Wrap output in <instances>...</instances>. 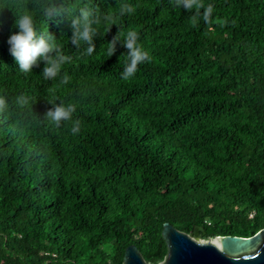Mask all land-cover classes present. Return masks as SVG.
Returning <instances> with one entry per match:
<instances>
[{
    "label": "trees",
    "instance_id": "1",
    "mask_svg": "<svg viewBox=\"0 0 264 264\" xmlns=\"http://www.w3.org/2000/svg\"><path fill=\"white\" fill-rule=\"evenodd\" d=\"M29 2L0 0V264H125L130 245L161 264L165 223L205 240L264 229V0H197L207 21L174 0H95L113 20L91 56L69 43L66 13L49 22L72 57L54 79L9 53L4 7ZM119 29L150 57L129 79L128 50L107 55ZM56 101L76 107L59 127L45 119Z\"/></svg>",
    "mask_w": 264,
    "mask_h": 264
},
{
    "label": "clouds",
    "instance_id": "2",
    "mask_svg": "<svg viewBox=\"0 0 264 264\" xmlns=\"http://www.w3.org/2000/svg\"><path fill=\"white\" fill-rule=\"evenodd\" d=\"M65 4L67 6H65ZM176 7H180L185 11H191L194 8H203V19L207 21L213 12V6L206 7L197 3V0H174ZM12 9L15 13L13 29L10 30L8 38L9 53L15 59L19 66V71L23 73H32L35 66L44 63L42 75L45 79L56 78L62 70V67L71 62L72 57L64 54L59 45L61 39H57L48 31V24L56 17L66 13L70 20L71 36L69 43L75 49L80 50L81 58L91 56L96 46L95 39L103 33L98 25L104 24L107 28V33L111 28L107 25L113 20V16L107 11L100 13L95 6V0H30L24 11L15 10V5L12 7H4ZM3 8V9H4ZM136 9L132 4L123 3L119 8L120 16H131ZM38 12L39 15L34 13ZM41 21L47 25L45 29ZM3 20H0V27H3ZM113 26V25H112ZM108 43L107 55L111 57L117 51V46L125 47L127 52V63L123 69V78L129 79L135 75L140 64L148 60L149 53L140 43V36L135 30L121 32L120 29L117 35ZM63 82H68V77H63ZM30 98L20 96L17 98V104L24 107L29 103ZM52 107L47 111L45 119L59 127L62 123L72 120L76 107L73 104H65L62 101L59 103L49 102ZM8 102L4 97H0V111H6ZM73 134L80 132V121H73L71 128Z\"/></svg>",
    "mask_w": 264,
    "mask_h": 264
},
{
    "label": "water",
    "instance_id": "3",
    "mask_svg": "<svg viewBox=\"0 0 264 264\" xmlns=\"http://www.w3.org/2000/svg\"><path fill=\"white\" fill-rule=\"evenodd\" d=\"M202 227H195L188 235L169 223L162 235L169 248L167 259L161 264H264V229L251 237L223 236L219 241L203 244L197 241ZM125 264H147L135 245L125 250Z\"/></svg>",
    "mask_w": 264,
    "mask_h": 264
},
{
    "label": "rangeland",
    "instance_id": "4",
    "mask_svg": "<svg viewBox=\"0 0 264 264\" xmlns=\"http://www.w3.org/2000/svg\"><path fill=\"white\" fill-rule=\"evenodd\" d=\"M197 238V241L200 242V243H203V244H207V243H214V239H208V240H205V239H201L200 237H196Z\"/></svg>",
    "mask_w": 264,
    "mask_h": 264
},
{
    "label": "bare ground",
    "instance_id": "5",
    "mask_svg": "<svg viewBox=\"0 0 264 264\" xmlns=\"http://www.w3.org/2000/svg\"><path fill=\"white\" fill-rule=\"evenodd\" d=\"M214 244L219 245V241H218V240H215V241H214Z\"/></svg>",
    "mask_w": 264,
    "mask_h": 264
}]
</instances>
